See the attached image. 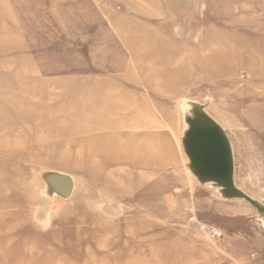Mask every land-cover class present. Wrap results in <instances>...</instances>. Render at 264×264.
<instances>
[{
    "label": "rangeland",
    "instance_id": "rangeland-1",
    "mask_svg": "<svg viewBox=\"0 0 264 264\" xmlns=\"http://www.w3.org/2000/svg\"><path fill=\"white\" fill-rule=\"evenodd\" d=\"M188 101L264 203V0H0V264H264L253 207L187 167Z\"/></svg>",
    "mask_w": 264,
    "mask_h": 264
},
{
    "label": "water",
    "instance_id": "water-1",
    "mask_svg": "<svg viewBox=\"0 0 264 264\" xmlns=\"http://www.w3.org/2000/svg\"><path fill=\"white\" fill-rule=\"evenodd\" d=\"M184 109L185 129L181 145L187 167L200 185L216 189L222 199H239L256 212V219L264 229V203L253 198L234 183V161L229 139L222 127L204 110V106L188 101ZM47 197L68 198L73 190L72 178L56 171L39 174Z\"/></svg>",
    "mask_w": 264,
    "mask_h": 264
},
{
    "label": "bare ground",
    "instance_id": "bare-ground-1",
    "mask_svg": "<svg viewBox=\"0 0 264 264\" xmlns=\"http://www.w3.org/2000/svg\"><path fill=\"white\" fill-rule=\"evenodd\" d=\"M107 103H109V104H111L112 102H107ZM116 103H118V100H115V101H113V104H116ZM141 117H142V115L140 114V113H136L135 115H133L131 118H130V120L132 121V120H136L137 121V123H135V122H133L132 124H131V126L132 127H135V125L137 124H139V122L141 121ZM116 156L115 155H113L111 158H109V159H106V161L103 163L105 166H109V165H114V164H119L120 162H118V159L117 158H115ZM131 157H129V161L131 162ZM134 162V161H133ZM37 173V172H36ZM57 197V196H56Z\"/></svg>",
    "mask_w": 264,
    "mask_h": 264
}]
</instances>
